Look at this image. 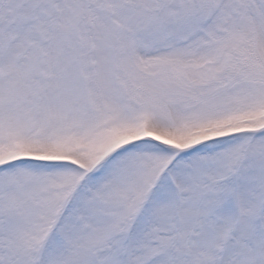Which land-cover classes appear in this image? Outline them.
Returning <instances> with one entry per match:
<instances>
[{
    "label": "snow or ice",
    "instance_id": "6c2138e0",
    "mask_svg": "<svg viewBox=\"0 0 264 264\" xmlns=\"http://www.w3.org/2000/svg\"><path fill=\"white\" fill-rule=\"evenodd\" d=\"M0 264H264V0H0Z\"/></svg>",
    "mask_w": 264,
    "mask_h": 264
}]
</instances>
